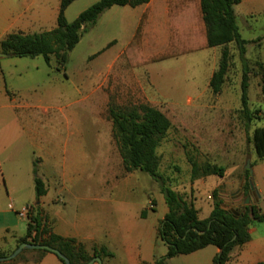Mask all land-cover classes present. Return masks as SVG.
<instances>
[{
	"label": "rangeland",
	"instance_id": "rangeland-1",
	"mask_svg": "<svg viewBox=\"0 0 264 264\" xmlns=\"http://www.w3.org/2000/svg\"><path fill=\"white\" fill-rule=\"evenodd\" d=\"M98 1L76 0L66 10L67 20L73 22ZM60 3L61 0H0V35L4 34L5 38L10 33L35 34L56 28ZM122 7L117 6V9ZM24 11L25 16L22 15ZM37 13L44 17L41 24L32 23L31 16ZM113 13L100 18L92 30L83 34L65 65L54 57L51 66L41 56L3 60L7 95L12 98L16 96L11 90L19 92L18 100L35 108L20 109L0 122V132L6 126L11 133L2 135L4 143L8 148L11 145V149L0 157V166L7 177L3 182L7 198H2L0 208L13 206L21 212L27 205H34L37 199L32 176L59 180L67 170L64 165L71 150L74 153L71 161L76 170L74 177L82 181L63 186H55L58 183L49 181L48 186L53 188L45 197L49 203L46 210L73 217L80 206L90 209L96 205L94 201L84 202L86 197L111 199V203L100 211L106 213V208H112L111 213L118 210L135 220L144 229L140 242L143 254L161 258L167 254L168 247L162 240L156 241L155 225L160 227L167 213L165 197L160 185L148 174L124 170L108 114L109 103L124 108L148 104L170 119L172 128L157 150L159 171L172 189L188 201H194L201 217L213 208L216 189L227 209L236 211L253 204L261 207L257 189L264 195V165L256 166L264 164V159L256 154L252 138L256 127H264V94L256 64L264 63V40L262 46L254 42L264 34V0H245L244 4L235 6L239 30L243 38L250 41L246 55L252 69L250 107L260 111L256 114L259 119L248 131L240 115L242 63L233 44L230 45V68L218 94L212 92L209 82L219 67L221 47L152 66L148 63V71L136 70L124 63L102 77L103 81L95 77L86 84L84 75L103 62V57L114 50H123L125 24L121 15ZM109 44L113 45L110 50ZM86 91L89 100L83 103L80 100ZM49 107L54 110L45 115L43 111ZM61 110L67 116L71 114V125L76 119L80 121L76 126L70 125L72 131L64 125ZM80 127L85 132L82 133ZM68 136L72 142L78 140L77 143L84 137L87 140L85 147L70 148L65 143ZM192 161L224 167L225 176H206L192 181ZM248 161L253 189L246 188ZM116 191H119L118 195ZM246 197H250L247 204ZM148 203L149 209L156 204L158 207L156 212L149 211L148 219L144 220L140 218V212ZM15 216L13 212L2 215L1 219L13 222ZM17 217L20 227H26L28 218L19 214ZM258 227L264 228V223ZM254 237L258 238V234ZM257 252L249 257H257ZM176 257L169 259L170 264H184L181 256Z\"/></svg>",
	"mask_w": 264,
	"mask_h": 264
},
{
	"label": "trees",
	"instance_id": "trees-1",
	"mask_svg": "<svg viewBox=\"0 0 264 264\" xmlns=\"http://www.w3.org/2000/svg\"><path fill=\"white\" fill-rule=\"evenodd\" d=\"M75 1L61 0L56 28L35 34L10 33L0 41V53L17 58L41 56L49 66L54 57L65 65L69 53L79 44L83 34L92 30L106 11L114 6L134 8L147 4L150 0H99L84 10L76 20L69 22L66 10ZM241 2L242 0H169L171 42L167 50L145 59L142 53L143 22H141L133 40L126 48V56L131 67L139 68L148 63H159L204 49L221 47L219 67L209 82L212 92L218 94L222 91L230 68L232 58L230 45L233 44L242 63L240 115L248 131L252 123L259 119L256 114L260 111H254L250 107L252 69L246 56L250 41L243 38L235 13V6ZM263 40L264 34L254 42L261 45ZM256 64L264 94V63ZM108 114L124 170L127 173L140 171L148 174L160 185L161 193L165 197L168 212L161 221L158 238L167 245L168 252L164 257L157 258L153 264H168L169 259L189 255L208 246H215L220 250L214 258V264H229L235 248L243 247L251 241L250 228L256 223H264V213L261 209L255 204L236 211L226 209L216 189L213 193L214 204L210 216L200 219V212L194 201H188L182 194L172 189L159 171L160 159L157 150L172 128L170 119L159 109L148 104L124 108L109 103ZM252 140L256 154L260 159H264V127L254 129ZM36 173L35 165L34 174ZM246 174L248 178L246 188L251 189L250 171L247 170ZM206 176L222 178L225 176V168L210 163L200 165L192 161V181ZM34 183L36 199L39 202L47 194V187L37 175ZM27 209V232L19 240L18 246L22 243L48 245L60 251L71 264H88L95 257L102 260L114 257V253L104 245L94 246L89 250L75 238H66L54 233L52 222L43 216L40 205H28ZM146 216L147 211H142L141 217ZM30 253L45 255L51 252L27 249L15 259L0 264L17 263ZM10 254L12 253L0 252V257ZM58 258L66 264L64 259Z\"/></svg>",
	"mask_w": 264,
	"mask_h": 264
},
{
	"label": "crops",
	"instance_id": "crops-1",
	"mask_svg": "<svg viewBox=\"0 0 264 264\" xmlns=\"http://www.w3.org/2000/svg\"><path fill=\"white\" fill-rule=\"evenodd\" d=\"M243 4L245 0H242ZM241 2V3H242ZM26 11L22 13L25 16ZM117 14L123 17V21L125 24V43L123 45V50L116 51L114 50L106 55L103 62L99 63L94 69L89 71L84 75L86 84L90 79L93 78H101L105 75H109L111 71L115 69L116 66L122 65L124 63L129 65L127 56H126V48L133 40L138 27L141 22H143V31H142V53L145 59L151 58L155 55L161 54L165 52L171 42V12L169 7V0H150L147 4H143L137 7L131 6H123L122 9H117V6L112 7L108 11H106L100 18L106 16L107 14ZM32 23L33 24H41L44 21V17L42 14H32ZM31 34V33H26ZM4 35V34H3ZM3 35H0V40L3 38ZM114 42H117L114 41ZM262 46V44H261ZM113 45L109 44L108 50L112 49ZM212 48V49H217ZM212 49H204L199 52H205ZM11 57L0 58V122L3 119H6L8 114H13L20 109H33L35 108L32 104H23L18 100L19 92L11 90L15 93L16 97L10 98L6 93V85L4 81V69L5 65L3 60H8ZM175 59V58H172ZM171 60V59H170ZM161 63V62H159ZM157 64L152 63L150 66ZM149 65H143L139 68L134 69H146L148 71ZM212 77V76H211ZM152 79V77H151ZM99 80V81H100ZM103 81V78L102 80ZM89 95L88 91H86V95L82 98L83 103L88 102ZM54 110L52 107L45 108L44 114L48 115L51 111ZM64 114V111H60ZM75 114V113H74ZM71 115V114H70ZM70 115H63L64 125L66 124V128L71 130L69 117ZM4 122H6L4 120ZM80 124V121L76 119L71 126H76ZM72 131V130H71ZM80 131L85 132L84 128L80 127ZM11 134L9 129L6 126L0 132V157L4 155V153L11 149L7 147V144L3 141V136ZM84 137L81 138L80 143L78 140H74L72 142L71 136L65 138V143L70 148H83L85 147ZM82 142V143H81ZM73 151L70 150L69 158L67 163L64 165L62 177L57 180H49V177H41L40 178L45 182L47 187V194L43 196L39 202H35L34 205H40L42 214L45 217H48L50 222H52L54 233L61 235L66 238H75L78 241L85 244V246L90 250L94 246H106L109 251L114 253V257L110 259H104L103 264H153L158 256L156 255H144L141 248V238L144 229H142L135 220L128 218L124 213L118 210H113L110 212L112 208H106L105 212H101L100 209H104L106 204L111 203V199L104 200L99 199L98 196H94L93 198L86 197V201L96 202L93 208L87 209L85 206H80L78 209V213L73 217H65L59 213L48 212L47 207L49 206L48 201L45 200V197L48 195L50 188L48 186L49 181H53L56 184L55 186H63L67 183L81 182L82 179L77 180L75 175V165L72 163V159L74 156ZM66 160V159H65ZM1 165V163H0ZM39 165H42L41 161H39ZM261 165H264L263 162L258 164L256 167L260 168ZM74 169V170H73ZM33 172V171H32ZM67 172V173H66ZM33 181L35 176H32ZM7 180L6 173L0 166V201L2 198H7L5 193V185L4 181ZM63 183V184H62ZM86 183V182H85ZM86 184H83L85 186ZM257 189V188H256ZM70 190V189H69ZM71 191V190H70ZM72 193V191H71ZM74 193V192H73ZM114 193V192H113ZM112 193V194H113ZM116 194H119V191H116ZM258 202L261 203V211L264 213V195L261 191L257 189ZM89 199V201H87ZM98 202V203H97ZM150 203V202H149ZM148 206L142 208L140 212L141 219H148L150 212H156L157 204L152 209H149ZM166 204V202H165ZM224 205V204H223ZM28 206V205H27ZM26 206V207H27ZM157 206V207H156ZM167 206V205H166ZM197 208V207H196ZM154 209V210H153ZM168 209V207H167ZM213 209V208H212ZM212 209L208 211V214L204 217L200 216V219H206L210 216ZM227 209V208H226ZM147 211L146 218L141 217L142 211ZM109 211V212H107ZM150 211V212H149ZM13 212L16 214L15 218L13 217V222H9L7 218L1 219L2 215H12ZM168 212V210H167ZM15 208L12 206L10 209L7 207L2 209L0 208V252L5 253H13L18 246V242L21 238L26 235L27 226L22 228L18 223V217ZM167 214V213H166ZM165 214V215H166ZM165 217V216H164ZM260 223H256L250 228L251 241L245 244L243 247L235 248L232 252L231 261L229 264H257L260 262H264V228H259ZM28 225V223H27ZM159 228V227H158ZM158 228H156V241L158 238ZM255 234H258V238H255ZM144 236V235H143ZM257 252V257L250 258L253 253ZM220 253V250L215 246H208L202 250L194 252L189 255H179L181 260H184V264H214V258ZM176 257V258H177ZM174 260V259H171ZM171 260L168 261V264L171 263ZM14 264H63L60 259L54 253H47L45 255H39L38 253H30L26 254L22 260H19ZM99 264V263H95Z\"/></svg>",
	"mask_w": 264,
	"mask_h": 264
},
{
	"label": "water",
	"instance_id": "water-1",
	"mask_svg": "<svg viewBox=\"0 0 264 264\" xmlns=\"http://www.w3.org/2000/svg\"><path fill=\"white\" fill-rule=\"evenodd\" d=\"M6 57H9V55L4 54V53H0V58H6ZM246 169L250 171V174H252V169L250 167V161H248ZM250 186H251V189H253V184H252L251 179H250ZM249 199H250V197L246 198V204L248 203ZM257 201H258V199H257ZM27 249H29V250H47V251H49L51 253L56 254L61 259H64L66 264H71L69 259L66 258L57 249L52 248V247H50L48 245H39V244H33V243H22V244H20L15 249V251L12 254H10L9 256L0 257V263L9 262V261L15 259L18 255H20L24 250H27ZM95 263L103 264V261H102V259L100 257H95L88 264H95Z\"/></svg>",
	"mask_w": 264,
	"mask_h": 264
},
{
	"label": "built area",
	"instance_id": "built-area-1",
	"mask_svg": "<svg viewBox=\"0 0 264 264\" xmlns=\"http://www.w3.org/2000/svg\"><path fill=\"white\" fill-rule=\"evenodd\" d=\"M27 214H28V209H27V207L24 208L23 211H21V212L19 213V215H20L21 217H27Z\"/></svg>",
	"mask_w": 264,
	"mask_h": 264
},
{
	"label": "flooded vegetation",
	"instance_id": "flooded-vegetation-1",
	"mask_svg": "<svg viewBox=\"0 0 264 264\" xmlns=\"http://www.w3.org/2000/svg\"><path fill=\"white\" fill-rule=\"evenodd\" d=\"M247 198V197H246Z\"/></svg>",
	"mask_w": 264,
	"mask_h": 264
}]
</instances>
